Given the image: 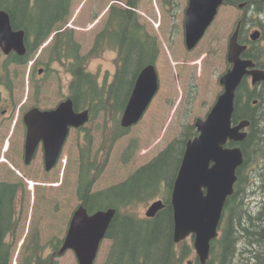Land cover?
<instances>
[{
    "label": "trees",
    "instance_id": "obj_1",
    "mask_svg": "<svg viewBox=\"0 0 264 264\" xmlns=\"http://www.w3.org/2000/svg\"><path fill=\"white\" fill-rule=\"evenodd\" d=\"M141 1L127 0L130 9L112 7L105 28L95 36L93 47L86 56L81 54V46L74 38V30L66 29L60 32L72 16L71 0H0V9L9 14L15 30L26 32L28 51L24 62L29 60L33 52L38 50L53 32L57 31L49 50L50 60L61 64L72 76L69 88L75 109L90 108L93 115L103 112L108 120L118 122L138 72L145 65L155 63L159 55L157 42L155 43V40L148 35L143 36V27L138 23L136 13L132 11ZM240 1L226 2L228 5H236ZM184 32L185 26L182 32L185 37ZM197 45L189 52H193ZM108 50L118 52V59L115 60L117 71L109 86L99 85L97 77L87 69L88 61L102 57ZM259 51L260 49L252 48L243 55L257 62L258 67L264 68L262 52ZM256 92V89L250 90L246 81H243L236 92L233 122L250 121V133L240 145L245 162L238 170L239 178L235 185V194L225 204L223 236L212 244L211 260L208 264H262L263 261L257 259L259 255L264 254H262L264 226L258 223L264 222V219L259 217L260 214L264 215V206L261 213L254 214L241 204L246 195L243 192V178L247 176L245 168L257 158L250 148H256L260 153H264V137L260 129L261 122L264 123L262 105L264 94ZM184 127L182 135L167 144V147L152 161L134 171L125 182L101 192H93V184L104 171L110 150L106 155H100L93 154L91 143L86 148H82L78 160L77 198L90 212L104 208L117 210L106 233L111 245L104 264H180L181 257L188 253V248L184 247L180 254L179 245L174 244L173 209L170 207L169 195L181 165L185 143L197 135L193 126ZM113 131L112 137L108 135L106 137L108 148L128 133V130H122L119 124L113 127ZM135 146V143L127 146L121 159L125 164L135 156ZM103 148L106 151L105 145ZM261 179H263L262 175ZM22 185V183L4 184V188L0 191V264H10L13 250L18 242L20 219L17 215V207L22 204L23 194L20 191ZM160 196L164 197L166 206L151 220L125 212L131 205L149 203ZM28 237L22 248L21 264H56L53 257L46 256L48 245H42L39 233L31 230ZM243 239H246L250 248L258 249L251 250L249 255H245ZM60 245L59 240L52 242L50 247L56 252ZM217 252H219L218 257L215 259L214 254Z\"/></svg>",
    "mask_w": 264,
    "mask_h": 264
},
{
    "label": "rangeland",
    "instance_id": "obj_2",
    "mask_svg": "<svg viewBox=\"0 0 264 264\" xmlns=\"http://www.w3.org/2000/svg\"><path fill=\"white\" fill-rule=\"evenodd\" d=\"M72 17L69 23L75 31V39L81 46V53L86 55L92 49L94 44V36L103 28L108 5L116 0H71ZM124 3L125 0H118ZM162 0H144L137 8V14L140 15L141 23L149 31L151 38L158 42L159 58L156 62L157 72L160 77V91L154 99L152 105L139 124L131 128V130L121 137L112 147L108 164L102 172L100 179L94 184V191L102 190L115 184L125 181L138 168L149 163L162 150L166 148L172 140L182 135L184 126L190 127L194 124L195 119H204L210 112L217 97L223 91L219 78L228 68L226 61L227 45L231 36L235 22L242 15V11L237 8L221 6L214 19V23L206 31V35L198 44L193 52H188L184 46L183 20L185 18V8L188 0H180L182 5H174L169 8L170 11L164 13L161 7ZM263 5V4H262ZM261 5V6H262ZM264 9V7H263ZM103 12V13H101ZM98 16L96 21L95 17ZM108 16V14H107ZM245 33L249 36L251 30L262 29L264 31V14L259 13L254 6L246 13ZM101 18V20H100ZM264 47V41L258 42ZM45 51V50H44ZM34 54L33 62L37 56L39 67L43 65L45 68L40 75L34 66L14 67L9 71L19 73L14 76L21 85L14 83L12 93L22 96L25 100L27 91L29 96L34 97V91L30 89L32 81L42 83V92L40 93L38 105L42 109H52L56 107L65 97L69 95L68 85L70 75L66 74V69L60 64H51L50 70L46 71V62H48V54ZM262 59L264 61V51H262ZM116 52L108 50L103 57L88 61L87 69L92 74L99 77V81L111 82L114 78L116 70ZM2 70L0 69V76ZM250 84V81L248 82ZM33 87V86H32ZM10 92V91H9ZM258 92L264 94V85L258 86ZM11 93V92H10ZM3 94H9L7 93ZM22 100V101H23ZM264 106V102L262 103ZM104 115V117L102 116ZM98 115L93 121L87 123L83 130L73 131L69 136L70 140L66 148L63 150L62 161L52 173L44 175L43 165L39 160L36 167L26 170L28 178L19 177L20 181L25 184L24 192H21L22 204L17 207L19 217V228L17 234L18 244L13 250L11 264H18L20 259L21 247L31 230L40 234L41 242L47 244L51 239L64 238L66 234L73 210L80 205L77 197V166L78 145L82 144L86 148L89 142L93 144V152L100 153L109 147L106 144V137L113 136V127H117L118 122L108 120L105 113ZM108 123L106 132L102 133L106 127L105 121ZM116 122V123H114ZM261 134L264 137V123L260 125ZM249 132L248 129H246ZM16 133L12 143L18 144ZM131 143L136 144V154L130 163H122V158L127 150V146ZM79 147H81L79 145ZM257 155L255 161L249 163L245 168L244 194L242 205L245 209L254 214L263 211L264 206V153H260L256 148H250ZM41 157V152L38 153ZM40 168V172L32 173L33 169ZM30 174H34L35 178H31ZM24 174L22 173V176ZM261 175L263 179H261ZM244 176V170H243ZM27 180L33 182V192ZM161 199L165 203L164 197L160 196L149 203H137L127 207L125 212L134 214L138 218L145 216L148 207L155 201ZM162 211V210H161ZM260 217V216H259ZM264 218V216H262ZM264 224V222H258ZM247 227V226H246ZM222 235V232H221ZM242 235V234H241ZM243 236V235H242ZM244 238V237H243ZM244 240V239H243ZM193 240L189 238L178 246V251L184 247L188 248V253L181 258L180 264H195L196 255L193 254ZM110 245V240H105L100 246V252L96 264H103ZM244 248V247H243ZM51 254V250L47 249ZM215 253V259L218 257ZM48 254V255H49ZM193 254V255H192ZM195 258V259H194ZM58 264H78L76 256L72 251L67 252L63 257L58 258ZM191 261V262H190ZM198 264V263H197Z\"/></svg>",
    "mask_w": 264,
    "mask_h": 264
},
{
    "label": "water",
    "instance_id": "obj_3",
    "mask_svg": "<svg viewBox=\"0 0 264 264\" xmlns=\"http://www.w3.org/2000/svg\"><path fill=\"white\" fill-rule=\"evenodd\" d=\"M223 2L224 0H189L184 21L187 29L185 46L188 50H192L202 39ZM237 31L229 41L226 56L233 66L219 80L224 92L206 118L196 119L195 127L199 135L186 143L171 194L174 243L178 244L192 236L196 255L202 264L209 259L211 244L218 237L225 203L234 195V186L238 181L237 170L244 163L240 147H225L228 141H245L248 135L245 130L251 124L247 120L233 123L235 92L245 76H251L253 84L264 81V71L253 70L252 61L241 59L240 55L246 50V46L238 44ZM24 35V31H12L8 14L0 10V47L3 51H15L24 55ZM259 38V32L251 35L254 42ZM156 71L155 66L149 65L140 72L124 109L120 122L122 127L129 128L138 123L157 95L160 82ZM74 111L73 101L67 99L56 110H33L29 113L26 120L29 128L25 150L27 161L34 155L40 141H43L46 168L50 170L54 166L69 127H81L88 122V111ZM163 206L161 200L154 202L148 207L146 217L154 218ZM75 211L59 255L73 249L79 264H94L99 246L106 237L116 211L101 210L91 215L83 205Z\"/></svg>",
    "mask_w": 264,
    "mask_h": 264
},
{
    "label": "flooded vegetation",
    "instance_id": "obj_4",
    "mask_svg": "<svg viewBox=\"0 0 264 264\" xmlns=\"http://www.w3.org/2000/svg\"><path fill=\"white\" fill-rule=\"evenodd\" d=\"M241 3H244V5H252L256 8L259 13L264 14V0H243V2ZM11 27L13 28L12 24ZM242 27L244 29V19ZM13 30L15 29L13 28ZM23 60L24 58L21 57V55H19L15 51H11L6 54L2 51L0 47V69H10L17 67L19 66V64L21 65L23 63ZM14 83L17 85H21L18 79H12L11 83L0 84V191L4 188V184L16 183V180H19L20 176L23 177L24 180L27 179L28 176L26 174L28 172L26 170L30 169L31 167H36V162H38L39 160L43 165L42 172L44 173V175L52 173L57 168L56 166V168L51 172H46L44 163V148L42 142L40 143L37 150H35L36 153L30 162L27 161L25 154L27 140V127L25 122V116L32 109H41V107L38 105L40 100L39 95L42 92L41 79L40 83H35L32 81V85L30 84V89L32 92H35L34 97H30L29 91H27L25 100H23L22 96H17L15 94L16 91L15 93H12L14 89ZM7 91L9 94H3L7 93ZM16 133H19V136L17 138L18 144L12 143V140L13 138H15ZM69 136L68 139L70 138ZM39 152H41V157L38 156ZM38 172H40V168L32 170V173ZM22 173L24 174L23 176ZM18 175L20 176L18 177ZM30 176L31 178H35L34 174H30ZM35 191L36 189L34 188V192ZM262 253H264V251ZM263 255H259L258 258H261Z\"/></svg>",
    "mask_w": 264,
    "mask_h": 264
},
{
    "label": "bare ground",
    "instance_id": "obj_5",
    "mask_svg": "<svg viewBox=\"0 0 264 264\" xmlns=\"http://www.w3.org/2000/svg\"><path fill=\"white\" fill-rule=\"evenodd\" d=\"M226 1H227V0H226ZM184 21H185V20H183V22H184ZM184 26H185V32H184V34H185V33L187 32L185 22H184ZM185 37H186V34H185ZM199 42H200V41H199ZM199 42H198L197 44H199ZM197 44H195L194 46L196 47ZM195 47H194V48H195ZM194 48H193V49H194ZM193 49H192V50H193ZM235 101H236V95H235L234 104H235ZM178 255H179V254H178ZM181 258H183V257H181ZM196 258H197V256H196ZM194 259H195V258H194ZM261 260H263V261H262V264H264V263H263V262H264V255H263L261 258H258V259H257V261H261ZM195 261H197V259H196ZM190 262H191V261H190ZM197 263H198V262H196L195 264H197Z\"/></svg>",
    "mask_w": 264,
    "mask_h": 264
}]
</instances>
